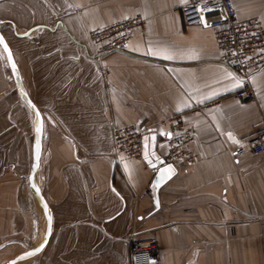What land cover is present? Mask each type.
Returning <instances> with one entry per match:
<instances>
[{
    "label": "crops",
    "instance_id": "0c3cea01",
    "mask_svg": "<svg viewBox=\"0 0 264 264\" xmlns=\"http://www.w3.org/2000/svg\"><path fill=\"white\" fill-rule=\"evenodd\" d=\"M188 2L0 0V32L42 117L33 181L51 215L46 245L18 262L132 264L130 240L155 232L157 264H264V150L235 153L264 125V66L251 78L254 101L226 98L191 113L237 90L240 76L220 62L211 28L184 25ZM232 3L239 18L264 27V0ZM136 14L145 22L125 50L96 58L89 32ZM176 113L193 137L191 164L155 168L165 124L146 134L142 161L115 151V127ZM35 142V113L0 46V264L45 236L28 179ZM169 165L173 173H164Z\"/></svg>",
    "mask_w": 264,
    "mask_h": 264
},
{
    "label": "built area",
    "instance_id": "2783aa9c",
    "mask_svg": "<svg viewBox=\"0 0 264 264\" xmlns=\"http://www.w3.org/2000/svg\"><path fill=\"white\" fill-rule=\"evenodd\" d=\"M185 26H203L211 28L219 52L220 62L234 68L240 76V86L226 97L211 98L189 108L191 113L207 110L221 105L226 98L239 102H252L255 94L252 76L264 66V27L256 17L239 18L232 0H189L180 8ZM145 18L136 14L128 19L89 32V40L94 46V56L102 58L111 52L125 50L134 29L142 26ZM107 76L109 69L104 68ZM157 124H165L166 153L164 163L183 161L191 164L197 157L192 151V134L186 129L181 113L170 114L165 118L152 121L148 118L137 123L115 127L113 143L117 153L137 161H142L145 151V136ZM170 134V135H169ZM264 150V125L258 127L248 139V147L236 149V155L242 156L247 151L260 153ZM147 190L151 194V185ZM129 254L132 264H157L158 241L155 232L147 238L133 237L129 243Z\"/></svg>",
    "mask_w": 264,
    "mask_h": 264
},
{
    "label": "water",
    "instance_id": "95a60500",
    "mask_svg": "<svg viewBox=\"0 0 264 264\" xmlns=\"http://www.w3.org/2000/svg\"><path fill=\"white\" fill-rule=\"evenodd\" d=\"M0 46L6 55L13 80L15 82V85H16V88H17V91H18L20 97L29 106V108H31L35 113L36 142H35L33 159H32V164H31L28 179H29V188L32 191V193L34 194V196L36 197V199L38 200L40 206L42 207L44 214H45L46 221H47V228H46L45 236H44V239L42 240V242L38 246H36L32 249H29L22 254L17 255L16 257L8 260L5 263V264H13L15 262L25 260V259H28L30 257L35 256L36 254H38L43 249V247L46 245V243L49 239L50 233H51V215H50L49 207H48L45 199L43 198L40 190L37 188V186L35 185V183L33 181V176H34V173L36 172V170L38 168L39 160H40V156H41V147H42L41 139H42V130H43L42 117H41L39 110L36 108V106L33 104V102L30 100L28 95L25 93V91L21 87L19 75H18L16 66H15L11 51H10L5 39L3 38L1 32H0ZM160 162H162V160H160Z\"/></svg>",
    "mask_w": 264,
    "mask_h": 264
},
{
    "label": "snow or ice",
    "instance_id": "6c2138e0",
    "mask_svg": "<svg viewBox=\"0 0 264 264\" xmlns=\"http://www.w3.org/2000/svg\"><path fill=\"white\" fill-rule=\"evenodd\" d=\"M166 58H168V59H171L172 57L171 56H167ZM238 86V85H237ZM170 135V134H169ZM229 135H231V134H229ZM173 169H172V166L171 165H169L167 168H165V169H163V172L164 173H169V174H171V173H173ZM31 254V253H30Z\"/></svg>",
    "mask_w": 264,
    "mask_h": 264
},
{
    "label": "rangeland",
    "instance_id": "374dc122",
    "mask_svg": "<svg viewBox=\"0 0 264 264\" xmlns=\"http://www.w3.org/2000/svg\"><path fill=\"white\" fill-rule=\"evenodd\" d=\"M17 264H25V262L21 263V262H18Z\"/></svg>",
    "mask_w": 264,
    "mask_h": 264
}]
</instances>
